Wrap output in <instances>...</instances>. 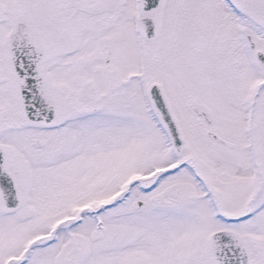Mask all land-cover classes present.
<instances>
[{"label": "snow or ice", "instance_id": "1", "mask_svg": "<svg viewBox=\"0 0 264 264\" xmlns=\"http://www.w3.org/2000/svg\"><path fill=\"white\" fill-rule=\"evenodd\" d=\"M0 264H264V0H0Z\"/></svg>", "mask_w": 264, "mask_h": 264}]
</instances>
